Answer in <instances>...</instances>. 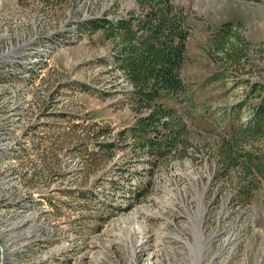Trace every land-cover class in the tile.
Listing matches in <instances>:
<instances>
[{"label":"rangeland","instance_id":"rangeland-1","mask_svg":"<svg viewBox=\"0 0 264 264\" xmlns=\"http://www.w3.org/2000/svg\"><path fill=\"white\" fill-rule=\"evenodd\" d=\"M170 2L184 130L157 156L119 137L134 86L80 27L136 0H0V264H264V0Z\"/></svg>","mask_w":264,"mask_h":264},{"label":"trees","instance_id":"trees-1","mask_svg":"<svg viewBox=\"0 0 264 264\" xmlns=\"http://www.w3.org/2000/svg\"><path fill=\"white\" fill-rule=\"evenodd\" d=\"M136 1L143 7L140 17L133 11L119 17H91L82 21L80 27L87 33L103 29L114 40L116 63L127 72L134 86L138 118L118 132L119 137L124 138L128 132L150 154L164 156V148L175 145L184 128L180 121L175 122L172 109L159 99L173 98L183 88L180 70L187 58L189 34L183 10L170 0ZM260 88L263 93L254 107L255 130L264 122V87ZM104 143L105 147L113 144Z\"/></svg>","mask_w":264,"mask_h":264}]
</instances>
